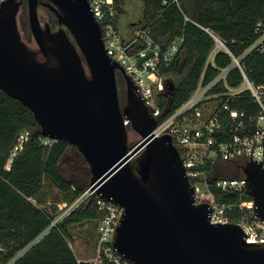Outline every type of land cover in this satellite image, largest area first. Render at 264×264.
Masks as SVG:
<instances>
[{
  "label": "water",
  "instance_id": "95a60500",
  "mask_svg": "<svg viewBox=\"0 0 264 264\" xmlns=\"http://www.w3.org/2000/svg\"><path fill=\"white\" fill-rule=\"evenodd\" d=\"M25 2L37 48L20 30ZM41 4L59 28L43 24ZM106 49L89 0L0 3V90L30 108L43 136L78 148L92 173L91 190L123 207L114 237L121 256L134 264H264V242L246 241L240 224L211 222V206L195 202L172 135H155L158 120ZM130 128L141 136L132 147ZM263 163L253 160L252 147L245 185L262 220Z\"/></svg>",
  "mask_w": 264,
  "mask_h": 264
},
{
  "label": "trees",
  "instance_id": "16d2710c",
  "mask_svg": "<svg viewBox=\"0 0 264 264\" xmlns=\"http://www.w3.org/2000/svg\"><path fill=\"white\" fill-rule=\"evenodd\" d=\"M141 1L145 6L141 28H151L162 52L179 37L184 39L171 64L162 72L165 89L159 93V100L161 108H167L165 116L190 97L203 75L207 83L218 73L216 67L208 63L216 43L203 27L215 31L232 52L240 56L257 38L256 24L264 20V0ZM115 5L118 14L111 21L118 26L124 10L121 0H116ZM26 8L25 2L19 20L26 19ZM244 61L251 80L256 85H264V54L253 51ZM214 63L217 67H225L232 63V58L220 51ZM238 76V69L232 71L230 83L237 85ZM232 105L250 114L258 111V104L248 94ZM23 130H31L32 135L9 164L18 135ZM42 138L30 108L0 90V264H97L79 262L71 246L74 242L72 226L94 222L98 228L95 197H90L62 219L57 207L47 204L48 196L56 192L58 203L71 205L89 188L75 179L65 178L61 172V164L73 146L64 140L45 145ZM76 156L74 161L86 163L82 154ZM240 163H225V166L231 165L232 170L226 174H241L246 165ZM215 193L221 201L237 199L234 193L219 189Z\"/></svg>",
  "mask_w": 264,
  "mask_h": 264
},
{
  "label": "built area",
  "instance_id": "2783aa9c",
  "mask_svg": "<svg viewBox=\"0 0 264 264\" xmlns=\"http://www.w3.org/2000/svg\"><path fill=\"white\" fill-rule=\"evenodd\" d=\"M3 1L0 0V3ZM89 2L100 24L107 54L124 67L149 112L158 120L153 132L157 137L172 135V141L180 151L186 176L194 187L195 202L211 206V222L240 224L247 234L246 241L264 242V220L255 213L254 199L247 193L244 170L236 176L218 170L220 164L228 162L247 165L252 161V147L253 160L264 159V85H256L251 80L244 61L253 51L264 54V20L256 24L257 38L240 56L235 55L215 31L203 27L216 43L208 63L216 67L218 73L207 83L203 75L190 97L165 116L167 108L163 110L159 100V93L165 89L162 72L180 50L183 37L176 39L166 52H162L150 27L140 28L132 35L123 37L119 27L111 21L118 14L116 0ZM220 51L230 55V65L216 66L214 58ZM142 58L146 59L140 62ZM235 69L239 71L237 85L229 80ZM247 94L258 104L255 113L250 114L232 105ZM31 135V130L19 133L9 164ZM42 141L45 145H51L58 140L43 136ZM217 189L237 194V199L234 202L221 201L215 193ZM93 196L99 212L93 263L134 264L121 256L114 246L116 229L124 212L121 205L102 198L89 187L71 205L65 203L66 210L60 218ZM82 261L79 259V262Z\"/></svg>",
  "mask_w": 264,
  "mask_h": 264
},
{
  "label": "rangeland",
  "instance_id": "374dc122",
  "mask_svg": "<svg viewBox=\"0 0 264 264\" xmlns=\"http://www.w3.org/2000/svg\"><path fill=\"white\" fill-rule=\"evenodd\" d=\"M122 1V7L124 10V13L120 16L118 21V26L121 34L123 37H127L130 34H133L134 32H137L140 29V26L144 24V13H145V6L141 0H121ZM26 10V19L21 17L19 20L20 30L23 36V39L25 42L32 48H37V44L33 38V35L30 30L29 26V19H28V11ZM39 15L43 22V24L46 23V21L52 25V22L54 21V14L51 13V11L46 8L45 6L39 7ZM25 17V14H24ZM141 22L138 24L139 26H135L136 23ZM122 80V106L126 104V85L124 82V79L120 77ZM141 140V136L132 130L129 129V144L130 146L136 145ZM80 152L78 148L71 147L69 149L68 154L64 158L62 164H61V172L63 176L67 179H75L81 186L83 187H89L90 186V180L92 177L91 170L89 168V165L86 161L84 164L78 163L74 161V159L77 157ZM81 154V153H80ZM231 165L225 166V164H220L218 167V170H223L226 172H232L230 170ZM58 192V191H57ZM58 195V193L55 192V195L48 196V206L52 208L57 207V212H59L58 216L59 218L63 215V213L66 210L65 202H57V198H55ZM65 206V207H64ZM71 232L74 236V242L71 243V246L73 247L74 251L76 252L79 259L84 261H90L93 262L92 259L94 258V249H95V241H96V235H97V228L94 224V222H88L84 225H74L71 227Z\"/></svg>",
  "mask_w": 264,
  "mask_h": 264
},
{
  "label": "flooded vegetation",
  "instance_id": "af4514ba",
  "mask_svg": "<svg viewBox=\"0 0 264 264\" xmlns=\"http://www.w3.org/2000/svg\"><path fill=\"white\" fill-rule=\"evenodd\" d=\"M43 1H46V0H43ZM41 6H45V5H43V4H41L39 7H41ZM46 7V6H45ZM46 8H48V7H46ZM49 9V8H48ZM50 10V9H49ZM51 11V10H50ZM51 13H52V11H51ZM53 14V13H52ZM54 16V21L52 22V25H51V27L53 28V29H57V28H59V24H58V21H57V24H55V21H56V17H55V15H53ZM119 79H118V87H119V98H120V102L122 103V80H121V78L120 77H122V79H123V76L121 75V73L119 74ZM122 105V104H121Z\"/></svg>",
  "mask_w": 264,
  "mask_h": 264
},
{
  "label": "crops",
  "instance_id": "0c3cea01",
  "mask_svg": "<svg viewBox=\"0 0 264 264\" xmlns=\"http://www.w3.org/2000/svg\"><path fill=\"white\" fill-rule=\"evenodd\" d=\"M140 23H141V22L136 23L135 26L138 27V26H139L138 24H140ZM118 27H119V26H118ZM141 27H142V26H140V28H141ZM130 35H132V34H130ZM130 35H129V36H130Z\"/></svg>",
  "mask_w": 264,
  "mask_h": 264
}]
</instances>
